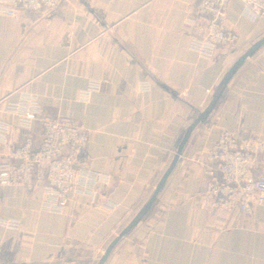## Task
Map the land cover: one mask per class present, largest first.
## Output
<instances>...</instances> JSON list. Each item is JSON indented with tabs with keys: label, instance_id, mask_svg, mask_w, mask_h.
<instances>
[{
	"label": "crops",
	"instance_id": "crops-1",
	"mask_svg": "<svg viewBox=\"0 0 264 264\" xmlns=\"http://www.w3.org/2000/svg\"><path fill=\"white\" fill-rule=\"evenodd\" d=\"M197 3L64 0L51 12L0 16V124L8 128L0 163L24 143L19 122L33 103L89 134L76 158L77 192L63 213L48 208L42 188L0 187V264H99L165 177L105 264H264V207L220 212L202 195L208 153L222 133L264 139V45L248 55L264 41V24L231 0L226 18L237 46L179 61L178 51L199 36L189 24ZM91 83L100 90L82 103ZM33 133L38 142V122ZM95 174L111 176L109 185L97 186ZM95 192L99 204L117 210L91 206Z\"/></svg>",
	"mask_w": 264,
	"mask_h": 264
},
{
	"label": "built area",
	"instance_id": "built-area-1",
	"mask_svg": "<svg viewBox=\"0 0 264 264\" xmlns=\"http://www.w3.org/2000/svg\"><path fill=\"white\" fill-rule=\"evenodd\" d=\"M64 0H0V16L24 17L30 13L51 12ZM243 5V16L264 24V0H238ZM231 0H198L189 24L199 30V36L188 49L177 53L179 61H186L193 52L212 59L218 48L236 47L239 35L228 28L227 10ZM101 83H91L81 93L82 103L100 90ZM148 84L142 91H148ZM19 126L27 131L22 145L9 151L0 163V187L19 186L27 191L42 188L48 208L63 213L71 195L77 192L80 170L77 155L89 142L88 132L69 118H50L33 103ZM38 122L42 134L38 142L33 123ZM8 128L0 124V146H7ZM264 154V139L260 136H234L224 132L208 153L212 166L207 172L203 197L216 211L237 210L250 215L255 207H264V173L260 172ZM97 186H108L111 176L93 175ZM97 194L91 195V206L107 214L117 210L112 203L99 204ZM6 228L18 226L5 222Z\"/></svg>",
	"mask_w": 264,
	"mask_h": 264
},
{
	"label": "water",
	"instance_id": "water-1",
	"mask_svg": "<svg viewBox=\"0 0 264 264\" xmlns=\"http://www.w3.org/2000/svg\"><path fill=\"white\" fill-rule=\"evenodd\" d=\"M262 45H264V41H262L259 45H257L254 49H252V51L250 53H248V55H250L252 52H254L256 49L260 48ZM247 55V56H248ZM246 56V57H247ZM245 57V58H246ZM244 60V59H243ZM242 60V61H243ZM237 68V67H236ZM233 69V71L231 72V74L228 76V78L226 79V81L224 82V84L222 85V87L220 88L214 102L210 105V107L208 108V110L204 113V115L192 126V128L189 130L184 144H186L187 140L189 139L190 135L192 134L194 128L196 127V125L198 124V122L205 117L214 107V105L216 104L218 98L220 97V95L222 94L225 86L227 85V82L229 81L230 77L232 76V74L234 73V71L236 70ZM181 154V153H180ZM179 154V155H180ZM166 180V177L164 179V181L159 185L158 189L156 190V192L154 193L153 197L151 198V200L149 201V203L146 205V207L143 209V211L140 213V215H138V217L115 239V241L110 245V247L107 249L106 253L104 254L101 262L99 264H105L109 258V256L111 255V252L114 250V248L117 246V244L129 233V231L136 225V223L142 218V216L145 214V212L149 209V207L151 206V204H153L154 200L156 199L160 189L162 188L164 182Z\"/></svg>",
	"mask_w": 264,
	"mask_h": 264
}]
</instances>
